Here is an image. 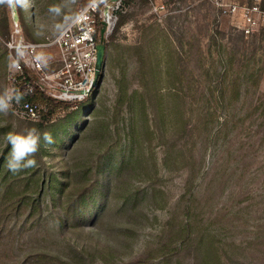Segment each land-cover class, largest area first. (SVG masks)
<instances>
[{"label": "rangeland", "instance_id": "rangeland-1", "mask_svg": "<svg viewBox=\"0 0 264 264\" xmlns=\"http://www.w3.org/2000/svg\"><path fill=\"white\" fill-rule=\"evenodd\" d=\"M88 1L26 0L25 25L8 2L11 32L15 15L26 40L52 39ZM123 15L86 101L42 126L0 113V264H264V28L247 37L211 0ZM40 54L57 68L55 47ZM30 128L54 142L13 173L6 135ZM103 164L107 200L101 186L76 210Z\"/></svg>", "mask_w": 264, "mask_h": 264}, {"label": "built area", "instance_id": "built-area-1", "mask_svg": "<svg viewBox=\"0 0 264 264\" xmlns=\"http://www.w3.org/2000/svg\"><path fill=\"white\" fill-rule=\"evenodd\" d=\"M127 0H89L70 23L54 38L32 42L23 37L18 19L14 18L6 47L10 55L7 80L13 95L10 111L22 120L38 122L48 111L45 103L31 101L42 91L57 102L77 103L92 94L99 70L97 26L105 25L106 35L112 33L124 12ZM224 15L238 19V27L247 37L264 28L262 0L240 4L236 0H211ZM165 5L156 6V10ZM55 47L58 66L46 72L40 51ZM19 94V102L15 95Z\"/></svg>", "mask_w": 264, "mask_h": 264}, {"label": "trees", "instance_id": "trees-1", "mask_svg": "<svg viewBox=\"0 0 264 264\" xmlns=\"http://www.w3.org/2000/svg\"><path fill=\"white\" fill-rule=\"evenodd\" d=\"M131 0H127L126 1V5L128 4V2ZM18 7V13H19V17H20V21L22 23V25H25L24 23V19H23V15L20 13V5L16 4ZM7 10H8V0H0V37L2 38V40L5 42L10 38L11 35V28H10V19L9 16L7 14ZM120 22H118L119 26L124 22V15L123 13L120 14ZM118 26V27H119ZM117 27V28H118ZM106 28L105 25L101 22L98 23L97 26V33H96V39L98 42V51L99 54H101V62L102 64L104 63L105 60V52H106V48L108 45V39L106 38ZM5 48V54H7V47ZM88 99V98H87ZM86 99V100H87ZM31 101H37V102H42L47 104L48 106V111L47 113L44 115L43 120H40L39 122H37V124H39L40 126L43 125V122L48 120L49 118H51L59 108H68L70 106H74V105H79L80 103L86 101H80L77 103H65V102H57L55 100L50 99L49 97H47L42 91H37L36 94L30 99ZM101 173H103L102 175H105L104 181H97L93 182V184L89 187V190H84L79 198L77 199V201L75 202L76 204V210H83L84 208H80L82 205H84L87 201H89L90 199L87 198V194L92 198L95 197V194L99 191V189L102 186L101 191H99L97 194L99 196L98 200H107V191L109 190L110 187V179L108 176H106V164L101 165ZM99 172V171H98ZM87 191V193L85 192ZM86 198V199H85ZM96 215V214H94ZM94 217V216H93Z\"/></svg>", "mask_w": 264, "mask_h": 264}, {"label": "clouds", "instance_id": "clouds-1", "mask_svg": "<svg viewBox=\"0 0 264 264\" xmlns=\"http://www.w3.org/2000/svg\"><path fill=\"white\" fill-rule=\"evenodd\" d=\"M8 2L23 5L26 0H8ZM13 95L5 91L0 95V113L7 114L11 108ZM20 95L16 94L15 99L19 102ZM46 144H52L54 141L50 133L41 134L38 129L30 128L23 132H9L6 135L7 143L10 145L9 157L7 159V167L13 173L20 172L24 169L34 167L36 165L35 155L41 146V140Z\"/></svg>", "mask_w": 264, "mask_h": 264}, {"label": "water", "instance_id": "water-1", "mask_svg": "<svg viewBox=\"0 0 264 264\" xmlns=\"http://www.w3.org/2000/svg\"><path fill=\"white\" fill-rule=\"evenodd\" d=\"M14 18L16 19V16L14 15ZM98 73H97V77H96V81L99 79V75H100V71H101V67H102V62H101V54L98 55Z\"/></svg>", "mask_w": 264, "mask_h": 264}]
</instances>
